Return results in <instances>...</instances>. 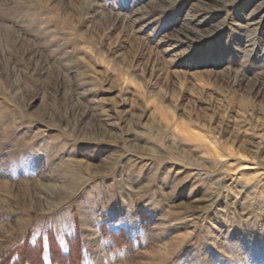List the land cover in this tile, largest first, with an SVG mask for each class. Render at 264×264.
Here are the masks:
<instances>
[{
  "label": "rangeland",
  "instance_id": "374dc122",
  "mask_svg": "<svg viewBox=\"0 0 264 264\" xmlns=\"http://www.w3.org/2000/svg\"><path fill=\"white\" fill-rule=\"evenodd\" d=\"M50 251L264 264V0H0V264Z\"/></svg>",
  "mask_w": 264,
  "mask_h": 264
},
{
  "label": "trees",
  "instance_id": "16d2710c",
  "mask_svg": "<svg viewBox=\"0 0 264 264\" xmlns=\"http://www.w3.org/2000/svg\"><path fill=\"white\" fill-rule=\"evenodd\" d=\"M32 249H34V248H29V251L30 250H32ZM33 251H35V249L33 250ZM41 253V250H38V252H36V255L34 256L36 259H38V257H39V259H40V254ZM49 257H50V263H52V264H59V259L60 260H64L66 257H65V255L64 256H62L63 254H60V257L61 258H58V261L57 260H55L54 259V257H53V255H52V253H51V251L49 252ZM16 256L15 257H12L13 258V260H12V262H11V260L7 263V264H35V260H27V259H25V258H21L20 257V253H18V252H16V254H15ZM24 255V254H23ZM25 255H26V253H25ZM24 255V256H25ZM41 262V261H40ZM58 262V263H57ZM42 263V262H41Z\"/></svg>",
  "mask_w": 264,
  "mask_h": 264
},
{
  "label": "snow or ice",
  "instance_id": "6c2138e0",
  "mask_svg": "<svg viewBox=\"0 0 264 264\" xmlns=\"http://www.w3.org/2000/svg\"><path fill=\"white\" fill-rule=\"evenodd\" d=\"M116 223L117 224H120V225H123V224H125V223H129V221L127 220V219H118L117 221H116ZM57 241H58V243H59V237H57ZM61 246V248H63V245H60Z\"/></svg>",
  "mask_w": 264,
  "mask_h": 264
},
{
  "label": "bare ground",
  "instance_id": "6f19581e",
  "mask_svg": "<svg viewBox=\"0 0 264 264\" xmlns=\"http://www.w3.org/2000/svg\"><path fill=\"white\" fill-rule=\"evenodd\" d=\"M255 83V82H254ZM260 83V82H259ZM255 85V84H254ZM185 132V131H184ZM191 137V136H190ZM190 137H189V139H190ZM244 168H247V167H244Z\"/></svg>",
  "mask_w": 264,
  "mask_h": 264
}]
</instances>
